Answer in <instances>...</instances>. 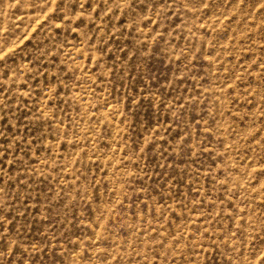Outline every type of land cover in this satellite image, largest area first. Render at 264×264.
<instances>
[{
	"label": "rangeland",
	"instance_id": "374dc122",
	"mask_svg": "<svg viewBox=\"0 0 264 264\" xmlns=\"http://www.w3.org/2000/svg\"><path fill=\"white\" fill-rule=\"evenodd\" d=\"M0 264H264V0H0Z\"/></svg>",
	"mask_w": 264,
	"mask_h": 264
}]
</instances>
